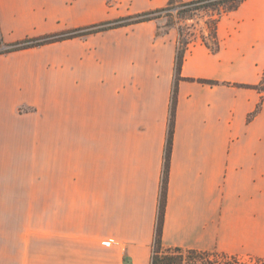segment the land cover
<instances>
[{
  "label": "crops",
  "instance_id": "crops-1",
  "mask_svg": "<svg viewBox=\"0 0 264 264\" xmlns=\"http://www.w3.org/2000/svg\"><path fill=\"white\" fill-rule=\"evenodd\" d=\"M168 1L0 0V47ZM178 39L148 20L0 53V264L151 263L176 84L163 245L264 259V0L179 75ZM55 103L59 133H29L20 106ZM20 158L43 180L19 182Z\"/></svg>",
  "mask_w": 264,
  "mask_h": 264
},
{
  "label": "trees",
  "instance_id": "trees-1",
  "mask_svg": "<svg viewBox=\"0 0 264 264\" xmlns=\"http://www.w3.org/2000/svg\"><path fill=\"white\" fill-rule=\"evenodd\" d=\"M242 1L243 0H190V1L169 0L166 6L154 10H149V11L132 14L129 16H124L114 20L103 21L93 25L80 27L61 33L49 34L42 37L27 38L17 43L8 45L6 47H0V53L34 47V46H40L50 42L64 40L77 36H86L91 33L100 32L103 30H108L120 26L130 25L138 22H143L148 20H160L165 17L166 18L172 17L173 12L175 10H178V15H180V17L187 18L188 16L192 15L196 11L203 8L212 11L219 10L218 16H216L214 19L215 21L212 24L208 23L210 27L208 36H210V39L213 41V43H210L209 39H206L204 37H202L201 39V41L207 44L208 46H210L212 50H216L218 48L217 23L219 17L225 12L236 9ZM180 3H181V7L179 8L178 4ZM167 26L174 27L175 24L169 22ZM177 29L180 33V37L178 39L177 64H176V70L179 75L181 71L182 63L184 61L186 50L189 44L196 40H193L191 37H188L183 40L181 28L177 27ZM205 82H209V81H205ZM176 102H177V84L174 87L173 96H172V109H171L170 124L168 129V140H167L166 156H165V164H164L163 184H162V191L160 197V209H159V215H158V221L156 227L154 253L150 264H183V256L185 249L182 247H172V246L166 247L163 245L162 242L169 166H170V160L172 154V144H173V135H174ZM186 250H188L190 254L210 252V251H199L195 249H186ZM223 255L229 256L227 254H223ZM230 256H237V255H230ZM253 258H255L257 264H264V259H260L256 257Z\"/></svg>",
  "mask_w": 264,
  "mask_h": 264
},
{
  "label": "rangeland",
  "instance_id": "rangeland-1",
  "mask_svg": "<svg viewBox=\"0 0 264 264\" xmlns=\"http://www.w3.org/2000/svg\"><path fill=\"white\" fill-rule=\"evenodd\" d=\"M190 1V0H184ZM178 7H181V3L178 4ZM219 10H207L206 8L200 9L188 16L187 18L180 17L178 15V10L173 12L172 17L162 18L158 20L160 23L161 31L168 30L167 24L172 22L175 24V28H181L182 39H186L191 37L193 40L201 41L202 37L209 39V42H213L208 36L209 32V24H212L215 20V17L218 16ZM209 23V24H208ZM179 33V31H178ZM180 37V33H179ZM20 113L25 112H35L34 118L32 121L34 122V129L29 130V133L34 134H58L59 133V114L57 111V103L52 105L51 113L41 114L38 117L36 107L29 105H21ZM40 115V114H39ZM43 116V117H42ZM72 117V114H70ZM20 123H24L20 120ZM35 159L32 158H20L19 160V173H18V181L19 182H34V181H42L43 167L42 165H37L34 163ZM9 171V168L4 166V171ZM11 174L4 172V181H10ZM183 264H257L255 258L249 255L242 256H226L219 252H207V253H198V254H190L188 250H184L183 256Z\"/></svg>",
  "mask_w": 264,
  "mask_h": 264
}]
</instances>
